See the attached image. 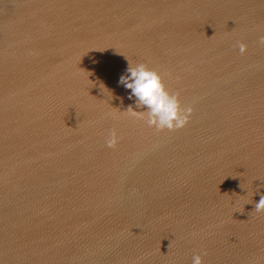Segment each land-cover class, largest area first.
I'll return each mask as SVG.
<instances>
[{
    "label": "water",
    "instance_id": "95a60500",
    "mask_svg": "<svg viewBox=\"0 0 264 264\" xmlns=\"http://www.w3.org/2000/svg\"><path fill=\"white\" fill-rule=\"evenodd\" d=\"M261 195L264 0H0V264H264Z\"/></svg>",
    "mask_w": 264,
    "mask_h": 264
},
{
    "label": "clouds",
    "instance_id": "9594fccd",
    "mask_svg": "<svg viewBox=\"0 0 264 264\" xmlns=\"http://www.w3.org/2000/svg\"><path fill=\"white\" fill-rule=\"evenodd\" d=\"M240 50L241 52L245 50L243 44L240 45ZM118 84L130 90L128 96L129 99H133L136 109H144L136 110L129 106L126 110L131 117H146V123L157 130L165 128L174 130L182 128L187 123L192 112L191 106L181 108L178 93L169 92L160 74L154 69L143 63H128L124 73L119 76ZM115 142L116 138L113 135L107 144L111 147ZM254 208L257 212L264 210V195L260 196ZM192 264H201V256L193 255Z\"/></svg>",
    "mask_w": 264,
    "mask_h": 264
}]
</instances>
